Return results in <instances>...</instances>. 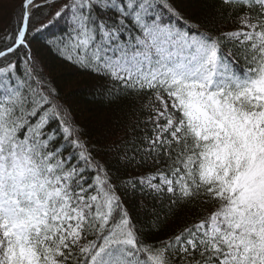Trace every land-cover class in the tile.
I'll return each instance as SVG.
<instances>
[{"label":"snow or ice","instance_id":"obj_1","mask_svg":"<svg viewBox=\"0 0 264 264\" xmlns=\"http://www.w3.org/2000/svg\"><path fill=\"white\" fill-rule=\"evenodd\" d=\"M0 19V264H264V0H0ZM60 63L146 117L92 141Z\"/></svg>","mask_w":264,"mask_h":264},{"label":"trees","instance_id":"obj_2","mask_svg":"<svg viewBox=\"0 0 264 264\" xmlns=\"http://www.w3.org/2000/svg\"><path fill=\"white\" fill-rule=\"evenodd\" d=\"M206 11L205 8H195L192 10V17L195 19L196 17L202 15ZM46 23V21H44ZM7 25V20L0 19V32L4 30ZM65 27L64 24H60L59 26L52 29L53 32H59L61 29ZM52 75L54 82H67L68 88L66 91H74V103L77 104L83 111L84 114L92 113V116H89L88 119H84L80 113L78 112V118L81 119V123L85 128L88 138L92 141H96L103 134L102 125L111 118L121 115L124 119L125 123H129L131 119H141L143 120L147 113L143 111H137L136 116H132V108H139L140 104H132L129 100H122L119 104L107 105L105 103L99 102L100 98L97 96H93L90 94L89 88L87 87L91 82H93L94 78L91 73H84L80 70L74 68L73 66L67 63H60L54 66V71L50 72ZM154 97L149 96L148 99L151 100ZM144 101L143 103H146ZM123 135L122 132L117 131L116 135L112 137V139H116L118 136ZM126 138V136H125ZM135 174V173H133ZM195 209H186L181 212L174 220L170 221L166 230L164 232L159 233L158 235L150 236V239H158L163 236L169 234L171 231L176 230L180 226L185 223L190 222L197 218V215L194 214Z\"/></svg>","mask_w":264,"mask_h":264},{"label":"rangeland","instance_id":"obj_3","mask_svg":"<svg viewBox=\"0 0 264 264\" xmlns=\"http://www.w3.org/2000/svg\"><path fill=\"white\" fill-rule=\"evenodd\" d=\"M18 2H19V0H3V3H5V4H15ZM161 95H162L165 102H169L165 94L161 93Z\"/></svg>","mask_w":264,"mask_h":264}]
</instances>
